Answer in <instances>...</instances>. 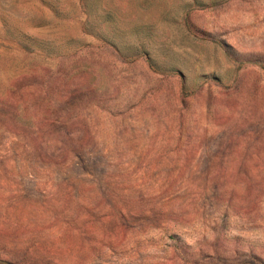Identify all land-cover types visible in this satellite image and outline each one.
I'll return each instance as SVG.
<instances>
[{
	"label": "rangeland",
	"instance_id": "obj_1",
	"mask_svg": "<svg viewBox=\"0 0 264 264\" xmlns=\"http://www.w3.org/2000/svg\"><path fill=\"white\" fill-rule=\"evenodd\" d=\"M0 264H264V0H0Z\"/></svg>",
	"mask_w": 264,
	"mask_h": 264
}]
</instances>
